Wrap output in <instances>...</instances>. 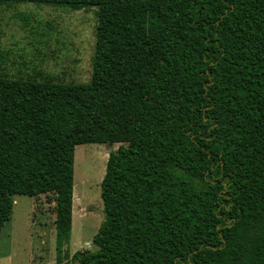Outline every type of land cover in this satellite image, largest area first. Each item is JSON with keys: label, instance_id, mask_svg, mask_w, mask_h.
<instances>
[{"label": "trees", "instance_id": "obj_1", "mask_svg": "<svg viewBox=\"0 0 264 264\" xmlns=\"http://www.w3.org/2000/svg\"><path fill=\"white\" fill-rule=\"evenodd\" d=\"M21 3L98 25L89 83L0 74V236L45 197L56 264H264V0ZM103 144L96 251L71 257L75 151Z\"/></svg>", "mask_w": 264, "mask_h": 264}, {"label": "rangeland", "instance_id": "obj_2", "mask_svg": "<svg viewBox=\"0 0 264 264\" xmlns=\"http://www.w3.org/2000/svg\"><path fill=\"white\" fill-rule=\"evenodd\" d=\"M97 25L95 9L70 12L30 3L0 6V74L10 78L42 74L59 83H89ZM121 146L76 148L73 229L64 248L71 257L96 251L93 239L105 217L102 182L109 154ZM55 220L54 205L45 197H15L12 218L0 236V264H56Z\"/></svg>", "mask_w": 264, "mask_h": 264}, {"label": "water", "instance_id": "obj_3", "mask_svg": "<svg viewBox=\"0 0 264 264\" xmlns=\"http://www.w3.org/2000/svg\"><path fill=\"white\" fill-rule=\"evenodd\" d=\"M111 146H113V145H111Z\"/></svg>", "mask_w": 264, "mask_h": 264}]
</instances>
